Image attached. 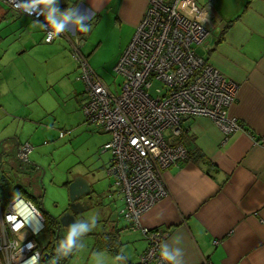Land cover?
Returning a JSON list of instances; mask_svg holds the SVG:
<instances>
[{
  "label": "crops",
  "instance_id": "crops-1",
  "mask_svg": "<svg viewBox=\"0 0 264 264\" xmlns=\"http://www.w3.org/2000/svg\"><path fill=\"white\" fill-rule=\"evenodd\" d=\"M193 1L209 30L204 45L197 51L238 84L236 101L228 112L237 118L241 128L224 141L220 129L208 118L182 120L180 133H169L168 142L197 148L203 158L198 162L183 159L163 171L169 193L141 215L140 225L164 230L162 243H171L173 237L181 236L178 246L183 249L184 264H264V0ZM148 2L59 0V8L87 10L89 23L111 21L126 33V47ZM33 21L27 15L12 12L0 1V28L5 37L12 36L14 41L6 46L7 54L20 43L31 46V50L38 47V51L42 43L49 44L50 53L61 49V54L70 52L69 40L82 44L83 32L72 26L66 31L69 39L59 36L46 43L42 30L31 26ZM3 42L0 38V45ZM2 58L0 55V95L4 100L9 92L3 87L13 74L11 62L17 59L14 57L7 65ZM7 135L2 139L10 138V149L16 150L20 146L18 138ZM110 193L119 198L120 213L123 200L112 186ZM103 222L93 250L103 249L114 260L113 250L119 254L124 249L126 264H134L147 246L141 229L129 222L119 226L113 217H105Z\"/></svg>",
  "mask_w": 264,
  "mask_h": 264
},
{
  "label": "built area",
  "instance_id": "built-area-1",
  "mask_svg": "<svg viewBox=\"0 0 264 264\" xmlns=\"http://www.w3.org/2000/svg\"><path fill=\"white\" fill-rule=\"evenodd\" d=\"M1 1L12 12L24 14L15 8L14 0ZM29 17L44 21L43 16ZM42 32L46 43L54 41H47V32ZM208 35L193 0H149L114 67L124 77L119 92L111 91L89 66L80 42L69 40L70 55L77 64L75 79L83 84L86 95L81 106L85 121L110 135L101 151L110 154L106 172L112 190L123 200L120 214L140 228L147 241L134 264H166L159 255L166 233L142 227L140 217L168 195L163 171L187 157L182 144L168 142L169 133L178 135L181 121L194 116L211 120L224 141L241 128L228 112L236 101L238 84L197 51ZM60 36L68 38L66 32ZM31 150L29 143L20 145L18 158L27 157ZM44 221L39 208L21 195L5 204L0 201V264H10V257L21 249L16 264H24L34 252L40 254L41 263L44 247L35 235L44 228Z\"/></svg>",
  "mask_w": 264,
  "mask_h": 264
},
{
  "label": "rangeland",
  "instance_id": "rangeland-1",
  "mask_svg": "<svg viewBox=\"0 0 264 264\" xmlns=\"http://www.w3.org/2000/svg\"><path fill=\"white\" fill-rule=\"evenodd\" d=\"M89 24L91 30L82 34L81 51L104 84L111 91L119 92L124 77L114 67L128 46L124 45L126 33L105 19L92 20ZM0 38L4 39L0 55L5 64L14 57L17 59L11 62L13 74L3 87L9 93L4 95V100L0 95V141L8 134L18 138L19 145L29 143L32 146L29 161L38 162L46 171L42 181L35 184L25 169L30 163L22 162L20 166L13 160L15 148L10 149L12 141L6 138L0 144V201L5 204L13 196L21 195L39 208L46 227L35 238L45 247L50 238L49 214L56 215L68 198V189L62 182L76 177L88 181L94 194L93 205L83 211V218L95 214L97 225L83 238L84 248L70 255L64 264H97L96 253L101 254L103 264H111L114 261L111 254L103 249L93 250L97 233L105 217L115 218L119 226L128 222L118 212L119 198L110 193L112 181L106 172L110 154L101 151L110 135L87 124L81 110L86 95L83 84L75 79L77 64L68 50L62 54L61 49L50 53L49 44L44 43L39 51L38 47L31 50V46L15 44L7 54L5 48L14 44L13 37H5L0 28ZM16 186L20 188L17 191ZM41 200L47 213L41 210Z\"/></svg>",
  "mask_w": 264,
  "mask_h": 264
},
{
  "label": "clouds",
  "instance_id": "clouds-1",
  "mask_svg": "<svg viewBox=\"0 0 264 264\" xmlns=\"http://www.w3.org/2000/svg\"><path fill=\"white\" fill-rule=\"evenodd\" d=\"M14 6L24 14L37 17L43 16L44 21L39 20L32 22L33 28H39L47 32L46 40L52 41L61 34L69 30V27L78 28L79 31L87 33L91 30L89 24L90 16L87 10L81 11L80 8L71 7L63 11L59 8V0H14ZM98 216L93 214L82 219H77L67 227V232L57 242L55 256L49 261V264H60V260L67 258L76 251L84 248L83 238L93 231L97 225ZM182 243V237L177 235L172 238L171 243H162L159 248V255L166 264H184L183 249L179 247ZM29 248L34 245L29 244ZM22 249L19 253L10 257V264H16L21 256ZM97 257V264H103L100 253L94 254ZM127 256L125 250L121 249L120 253L114 257L115 264H126ZM24 264H40V254L34 252L33 255L24 261Z\"/></svg>",
  "mask_w": 264,
  "mask_h": 264
},
{
  "label": "water",
  "instance_id": "water-1",
  "mask_svg": "<svg viewBox=\"0 0 264 264\" xmlns=\"http://www.w3.org/2000/svg\"><path fill=\"white\" fill-rule=\"evenodd\" d=\"M1 142L2 141H0V143ZM16 151H18V148L16 149ZM20 160L21 161H27L25 158H22ZM30 163H31L32 166L38 168V164L32 163V162H30ZM42 172H43V170H42ZM39 181L41 182L42 178H40ZM90 191H91L92 195H94L93 191L91 190L90 183H88V181H86L84 179H81V178H74L68 184V197H69V201L72 203L71 206H70L72 210L71 211H65L63 214H61L59 216H55V215H50L49 214V217L51 219H53L54 221H56V223H57L56 230H55V235H54V238L56 240L55 248H56L57 242H58L60 227L61 226L65 227L66 232H67V227L69 225L73 224L75 222V220H77L75 215L78 214V213L83 212L84 210H86V209H88L90 207H92L93 202H91V204H88L87 201H84V202L78 201V198L86 195ZM43 192H44V188H43ZM90 197H91V195L87 198V200H89ZM91 199H93V196H92ZM83 203H86V206L84 208L79 209V210L75 208V205H81ZM40 207H41V210L43 211V213H47V211L43 208L42 200L40 201ZM49 256H50V254L48 252H44L42 254L41 261L43 263H46V260L49 258ZM67 258L61 259L60 260V264H64V262L66 261Z\"/></svg>",
  "mask_w": 264,
  "mask_h": 264
},
{
  "label": "flooded vegetation",
  "instance_id": "flooded-vegetation-1",
  "mask_svg": "<svg viewBox=\"0 0 264 264\" xmlns=\"http://www.w3.org/2000/svg\"><path fill=\"white\" fill-rule=\"evenodd\" d=\"M18 149H19V146H18ZM12 157H13V160L14 161H18V164L21 166V163L22 162H28V163H30V161H29V159H28V156L27 157H25V159L27 160V161H21L19 158H18V155H17V151L15 150V152L13 153V155H12ZM28 172H29V174H31L32 175V180H33V182L35 183V184H38V180L40 179V178H42L43 176H45V173H46V171L44 172V170L40 167V166H38V168L37 167H34V166H32L31 165V163H30V165H28L26 168H25ZM39 170V171H38ZM42 170H43V172H42ZM38 174H39V178H38ZM73 179V178H72ZM72 179H67L66 178V180L65 181H63L62 182V186H64L66 189H68V184L72 181ZM91 187V186H90ZM91 190H92V188H91ZM41 195V197L42 196H44V192H42V194H40ZM91 195V197H90V199L89 200H87V198L89 197ZM92 193H91V191L89 192V193H87L86 195H84V196H82V197H80V198H78V201H81V202H84V201H87V203L88 204H91V202H92ZM71 202L69 201V197L67 198V201L64 203V205H62L59 209H58V213L55 215V216H59V215H61V214H63L65 211H71L72 209H71ZM55 205H58V204H55ZM86 206V203H83V204H81V205H75V208L76 209H82V208H84ZM43 215V214H42ZM75 217H76V219H82L83 218V212H81V213H78V214H76L75 215ZM45 219V218H44ZM50 222L52 223V225H54V228H55V230H56V226H57V223H56V221H54L53 219H51L50 220ZM44 225H45V221H44ZM55 230H54V235H55ZM66 233V229H65V227H60V229H59V237H58V241L64 236V234ZM55 242H56V240H55V238H54V242H53V248L51 249V251H49V249L50 248H45L44 249V251L43 252H48L49 254H50V256H49V258L46 260V263H48L49 261H50V259L52 258V257H54L55 256Z\"/></svg>",
  "mask_w": 264,
  "mask_h": 264
},
{
  "label": "trees",
  "instance_id": "trees-1",
  "mask_svg": "<svg viewBox=\"0 0 264 264\" xmlns=\"http://www.w3.org/2000/svg\"><path fill=\"white\" fill-rule=\"evenodd\" d=\"M186 150H187V157L185 158L186 160H193V161H195V162H198L199 160H202V158H203V155H202V153H201V151L199 150V149H197V148H193V149H187L186 148ZM20 188L18 187V186H16L15 187V191H17V190H19ZM45 221H46V219H45ZM50 227L48 228L49 229V236H50V238H49V241H48V243H47V245L44 247V249L45 248H50L49 249V251H51V249L53 248V242H54V230H55V228H54V225H52V223L50 222ZM44 227H46V225L44 226ZM102 248H103V246H101ZM100 247V248H101ZM44 251V250H43ZM114 252V255L116 256L117 255V252L115 251V250H113ZM44 253V252H43ZM42 253V254H43ZM44 264H49V262L48 263H44Z\"/></svg>",
  "mask_w": 264,
  "mask_h": 264
}]
</instances>
